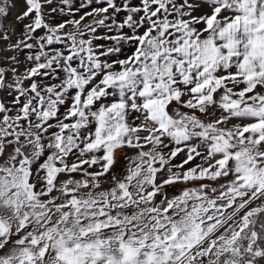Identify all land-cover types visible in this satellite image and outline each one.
<instances>
[{
    "label": "snow or ice",
    "instance_id": "1",
    "mask_svg": "<svg viewBox=\"0 0 264 264\" xmlns=\"http://www.w3.org/2000/svg\"><path fill=\"white\" fill-rule=\"evenodd\" d=\"M0 264H264V0H0Z\"/></svg>",
    "mask_w": 264,
    "mask_h": 264
},
{
    "label": "rangeland",
    "instance_id": "2",
    "mask_svg": "<svg viewBox=\"0 0 264 264\" xmlns=\"http://www.w3.org/2000/svg\"><path fill=\"white\" fill-rule=\"evenodd\" d=\"M16 15V10H13L12 13H11V16L14 18Z\"/></svg>",
    "mask_w": 264,
    "mask_h": 264
}]
</instances>
